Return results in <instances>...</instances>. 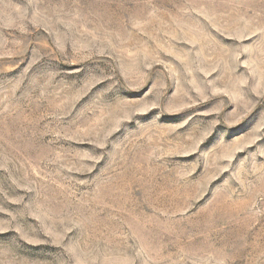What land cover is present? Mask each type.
<instances>
[{"label": "rangeland", "instance_id": "1", "mask_svg": "<svg viewBox=\"0 0 264 264\" xmlns=\"http://www.w3.org/2000/svg\"><path fill=\"white\" fill-rule=\"evenodd\" d=\"M0 264H264V0H0Z\"/></svg>", "mask_w": 264, "mask_h": 264}]
</instances>
